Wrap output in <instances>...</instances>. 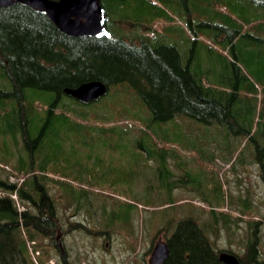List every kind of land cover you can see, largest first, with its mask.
Segmentation results:
<instances>
[{
    "label": "rangeland",
    "instance_id": "374dc122",
    "mask_svg": "<svg viewBox=\"0 0 264 264\" xmlns=\"http://www.w3.org/2000/svg\"><path fill=\"white\" fill-rule=\"evenodd\" d=\"M111 2L115 13L110 11L109 16L115 35L131 38L140 32L132 29L133 26L154 22L152 29L141 32L176 44L185 58L190 56L193 46L188 26L191 20L199 35L193 50V67L199 65L202 71L212 70V74L205 72L204 76L218 88L228 81L238 82L242 98L238 108L253 129L254 139L228 134L218 123L205 125L184 116L153 122L152 128L144 127L145 135L137 124L140 118L146 120L148 113L135 95L123 96L126 85L111 88L101 99L102 103L113 102L108 103V111L84 108L95 118L80 119L81 107L74 98L65 96V105L72 108L71 120L68 126L58 122L54 130L59 134H51L54 137L40 148L46 144L55 150L53 161L46 163L47 174L54 178L50 191L58 198L57 214L65 222L63 231L71 260L75 264H148L156 242L170 238L192 206L198 212L194 215H198L199 222L205 226L212 224L208 234L220 250L230 248L241 254L251 240H257L264 258V16L255 13L251 0H183L190 14L184 7L175 6L179 5L178 0ZM227 27L233 30L231 33L238 28L240 35L247 34L235 46L237 63L247 79L237 76L232 65L223 64V55L233 60V54L224 45L231 35ZM0 86L6 89L8 80L0 77ZM117 90L119 94L112 98L110 93ZM1 100L9 102L7 97H0ZM35 103L32 115L44 108L42 100ZM251 104H255L254 108ZM109 124L117 125L115 130ZM4 127L1 110L0 156L8 150V163L17 168L22 156L28 159L24 139L20 132L14 137ZM103 127L113 129V133L99 135ZM121 129L122 133H116ZM142 138H147L154 148L152 156L139 145ZM257 143L261 151L257 150ZM0 172L2 178H8L7 172ZM67 185H73L77 192L80 187H86L96 193L91 204H88L91 200L87 202V213L75 211V200L64 193L63 187ZM99 191L101 194H97ZM171 199L177 210L169 207L164 212L165 204L157 206ZM126 203L138 205L129 223L119 221L112 228H104V217L112 209L121 215ZM213 208L216 213L211 212ZM176 212L179 214L173 218L172 213ZM226 219H230V225L224 224ZM80 222L86 224L87 233L76 228ZM57 235L55 230L53 235L39 237L40 253L36 258L41 264L57 260L54 243Z\"/></svg>",
    "mask_w": 264,
    "mask_h": 264
},
{
    "label": "trees",
    "instance_id": "16d2710c",
    "mask_svg": "<svg viewBox=\"0 0 264 264\" xmlns=\"http://www.w3.org/2000/svg\"><path fill=\"white\" fill-rule=\"evenodd\" d=\"M102 1L109 13H115L111 0ZM251 1L254 3L255 13L264 16V0ZM184 9L189 12L186 4ZM227 22H232L230 17H227ZM153 23H140L136 28L140 31L139 34L136 33L131 38L116 35L73 36L62 32L46 13L29 5L16 3L10 7H0V77L8 80L6 89L0 86V97L9 98V102L0 101V111L2 110V119L6 122L5 131L11 132L14 137L20 132L28 154V159L22 156L19 166L11 167L10 171L0 165V171L4 170L8 174V178H2L0 174L1 264H35L27 241L35 243V249L38 250L39 237L53 235L57 228L58 198L50 191L49 185H53L51 182L54 178L47 174L46 166V163L53 161L51 156L55 150L52 151V147L48 148L46 144L40 147L47 139L59 134L58 130H54L58 122L68 126V120H71L72 108L67 107L63 101L67 96L64 93L66 87H77L93 80H101L110 88L126 85L127 90L123 96L135 95L148 113L146 120L140 118V123L137 124L145 135L147 131L143 130L144 127L152 128L153 122L162 123L184 116L205 125L218 123L230 134H243L254 139L253 129L247 125L238 108L242 100L238 82L228 81L218 88L204 76L205 72L212 74V70L202 71L199 65L193 67V50L199 35L193 29L191 20L188 21V26L193 35V46L187 58L176 44L166 43L155 34L152 37L141 32L152 29ZM226 30L231 35L224 45L233 54V60L223 55V64L225 67L232 65L237 76L247 79L240 71L237 63L239 56L235 52L238 40L247 34L240 35L238 28L233 33L229 27ZM208 50L212 51L210 48ZM117 94L118 90L110 93L112 98ZM101 99L99 103L89 104L74 100L81 107L78 112L82 117L80 119L95 118L88 114V109L94 110L92 107H98L102 112L108 111V103L113 102L102 103ZM38 100H42L44 108L39 114L32 115ZM247 100L250 101V98ZM254 106L255 104H251V108ZM86 107L87 110L84 109ZM141 121L146 122L145 125ZM109 125L114 130L117 126ZM122 131L123 129L115 132ZM105 132L111 134L113 129L103 127L99 135ZM138 143L152 156L154 148H151L147 138L138 140ZM256 148L258 151L262 149L258 143ZM3 155L0 156V161L8 165L10 152L5 150ZM29 169L32 172L30 175ZM9 174H22L24 179L17 186L18 183L10 181ZM63 189L64 193L75 200V211L87 213V202L91 200L88 202L90 205L96 193L86 187H80L77 192L73 185L64 186ZM14 192L25 209L19 210L17 201L11 196ZM97 194H101L100 191ZM174 203L171 199L169 203L161 202L157 206L165 204L162 208L164 212L169 207L177 210L178 206L173 207ZM124 208L121 215L112 209V213L104 217L103 227L112 228L119 221L129 223L132 211L138 205L126 203ZM146 209L150 211L149 208ZM211 212L216 213L215 208ZM195 213L198 212L193 206L188 208L187 216L177 223L174 233L168 239L170 253L163 264H225L219 258L224 249L220 250L208 234V227L212 224L205 226L202 221H198ZM172 214L175 218L179 213ZM214 221L218 223L219 219L215 217ZM229 222L230 219L224 220V224L230 225ZM77 225V229L87 233V226ZM215 234L218 238V234ZM227 251L237 255L242 264H264L257 240H251L241 254L230 248Z\"/></svg>",
    "mask_w": 264,
    "mask_h": 264
},
{
    "label": "water",
    "instance_id": "95a60500",
    "mask_svg": "<svg viewBox=\"0 0 264 264\" xmlns=\"http://www.w3.org/2000/svg\"><path fill=\"white\" fill-rule=\"evenodd\" d=\"M23 3L45 12L64 33L73 36H108L106 13L100 0H0V7ZM107 85L101 80L82 83L77 87H66L65 93L88 103L103 96ZM170 251L168 243L159 241L153 249L150 264H163ZM220 260L225 264H242L232 253L221 252Z\"/></svg>",
    "mask_w": 264,
    "mask_h": 264
},
{
    "label": "flooded vegetation",
    "instance_id": "af4514ba",
    "mask_svg": "<svg viewBox=\"0 0 264 264\" xmlns=\"http://www.w3.org/2000/svg\"><path fill=\"white\" fill-rule=\"evenodd\" d=\"M56 216H57L56 220H58L57 228H56V231H58V235L54 243L56 249L58 250V253H57V260L54 262V264H75L71 260V256L69 255V250H68L69 247L68 244H66V235H64V231H63L65 222H62V219L60 218L59 214H57ZM78 224H80L81 226H86V224L82 222Z\"/></svg>",
    "mask_w": 264,
    "mask_h": 264
}]
</instances>
